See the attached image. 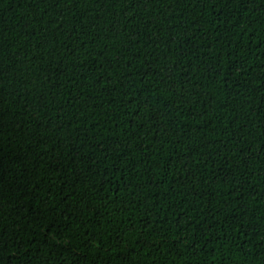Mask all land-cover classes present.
<instances>
[{
  "label": "trees",
  "instance_id": "1",
  "mask_svg": "<svg viewBox=\"0 0 264 264\" xmlns=\"http://www.w3.org/2000/svg\"><path fill=\"white\" fill-rule=\"evenodd\" d=\"M0 264H264V0H0Z\"/></svg>",
  "mask_w": 264,
  "mask_h": 264
}]
</instances>
